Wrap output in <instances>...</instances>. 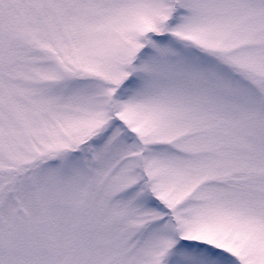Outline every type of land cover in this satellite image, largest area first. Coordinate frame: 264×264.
Returning <instances> with one entry per match:
<instances>
[{
	"label": "snow or ice",
	"instance_id": "snow-or-ice-1",
	"mask_svg": "<svg viewBox=\"0 0 264 264\" xmlns=\"http://www.w3.org/2000/svg\"><path fill=\"white\" fill-rule=\"evenodd\" d=\"M0 264H264V0H0Z\"/></svg>",
	"mask_w": 264,
	"mask_h": 264
}]
</instances>
